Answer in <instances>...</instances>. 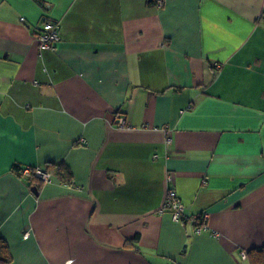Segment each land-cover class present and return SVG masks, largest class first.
<instances>
[{
  "label": "crops",
  "instance_id": "obj_1",
  "mask_svg": "<svg viewBox=\"0 0 264 264\" xmlns=\"http://www.w3.org/2000/svg\"><path fill=\"white\" fill-rule=\"evenodd\" d=\"M61 162L70 184L23 174ZM171 189L208 213L202 234L173 220ZM0 236L11 264H250L264 0H0Z\"/></svg>",
  "mask_w": 264,
  "mask_h": 264
},
{
  "label": "built area",
  "instance_id": "obj_2",
  "mask_svg": "<svg viewBox=\"0 0 264 264\" xmlns=\"http://www.w3.org/2000/svg\"><path fill=\"white\" fill-rule=\"evenodd\" d=\"M161 4H163L161 2ZM61 40L60 24L58 22L44 19L41 23V28L38 33V41L41 51L53 50L58 42ZM219 67V66H217ZM119 126L124 128L127 127L128 122L125 118H120L118 122ZM83 142H85L83 140ZM23 174L32 178L39 180L43 183H50L52 175L38 167H27L24 169ZM166 208L171 211L172 218L175 222H191L196 225L197 234H202L207 229V221L209 218L208 213H203L201 215L191 216L186 212V205L177 196L175 190L171 189L169 191V200L167 202ZM28 233L26 234V236ZM242 258L246 259L247 254L242 253Z\"/></svg>",
  "mask_w": 264,
  "mask_h": 264
},
{
  "label": "trees",
  "instance_id": "obj_3",
  "mask_svg": "<svg viewBox=\"0 0 264 264\" xmlns=\"http://www.w3.org/2000/svg\"><path fill=\"white\" fill-rule=\"evenodd\" d=\"M46 170L62 183L70 184L73 182V173L70 167L64 162L49 163L47 165ZM14 171L16 173H21V168L14 167ZM33 180L35 181L36 179ZM37 188L40 187L37 186ZM135 240H137V238ZM247 259L249 260L250 264H264V247L260 249H252L248 251ZM12 262H13V256L10 249V245L3 237L0 236V264H11Z\"/></svg>",
  "mask_w": 264,
  "mask_h": 264
},
{
  "label": "bare ground",
  "instance_id": "obj_4",
  "mask_svg": "<svg viewBox=\"0 0 264 264\" xmlns=\"http://www.w3.org/2000/svg\"><path fill=\"white\" fill-rule=\"evenodd\" d=\"M165 210V209H164Z\"/></svg>",
  "mask_w": 264,
  "mask_h": 264
}]
</instances>
